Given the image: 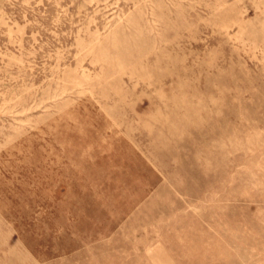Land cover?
<instances>
[{
    "label": "rangeland",
    "instance_id": "1",
    "mask_svg": "<svg viewBox=\"0 0 264 264\" xmlns=\"http://www.w3.org/2000/svg\"><path fill=\"white\" fill-rule=\"evenodd\" d=\"M0 264H264V0H0Z\"/></svg>",
    "mask_w": 264,
    "mask_h": 264
}]
</instances>
